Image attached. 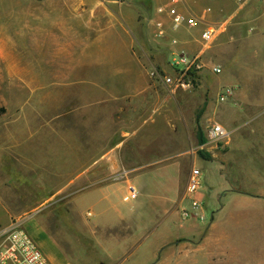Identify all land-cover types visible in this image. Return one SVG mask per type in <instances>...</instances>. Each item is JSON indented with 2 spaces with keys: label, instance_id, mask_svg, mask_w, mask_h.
Wrapping results in <instances>:
<instances>
[{
  "label": "crops",
  "instance_id": "0c3cea01",
  "mask_svg": "<svg viewBox=\"0 0 264 264\" xmlns=\"http://www.w3.org/2000/svg\"><path fill=\"white\" fill-rule=\"evenodd\" d=\"M190 7L197 15L211 9L193 33L195 42L191 34L172 37L177 49L203 52L206 69L199 78L210 97L203 115V91L189 96L149 85L148 65L169 72L172 37H150L151 51L139 55V6L118 10L125 29L131 27L129 37L96 36L93 51L86 35L72 40L71 19L63 29L69 48L58 51L55 7L32 26L22 10L6 17L15 21L9 25L30 30L12 33L0 25V229L24 214V198L37 186L32 181L45 188L60 180L62 188L30 211L41 212L62 192L86 242L69 244L71 263L49 252L51 264H264V0H194ZM206 26L218 36L202 51L196 39ZM209 74L216 76L213 83ZM223 87L234 92L219 104ZM207 117L229 132L220 150L207 141L199 145ZM194 144L190 169L206 162L222 179L216 189L201 190L213 205L204 225L183 217L190 171L182 176L181 161L172 163ZM169 168L179 175L177 185L167 177ZM128 185L155 193L136 188L137 200L124 202ZM163 186L157 197L155 189Z\"/></svg>",
  "mask_w": 264,
  "mask_h": 264
},
{
  "label": "rangeland",
  "instance_id": "374dc122",
  "mask_svg": "<svg viewBox=\"0 0 264 264\" xmlns=\"http://www.w3.org/2000/svg\"><path fill=\"white\" fill-rule=\"evenodd\" d=\"M162 4L164 3L162 2L158 5H154L150 0H0V25L3 26L2 29L4 31L7 30L8 32L10 31L12 33H26L30 30L29 28H26L23 25L22 27H14L13 25H9L7 22L15 21L8 20L6 19V17L15 15L16 10H18L17 13L19 14V10H22L24 20L29 21L27 25L32 26V21L47 20V16L49 14H53V12H51L52 7H55V25L57 26L56 42L57 45L60 46L58 47L60 48V50L58 51H63L64 49L69 48L68 44L66 45L64 43L65 39L67 38H64L63 36L64 26H69L70 24L69 22H67L69 21V19H71L72 21L70 26H72L73 31L74 29L76 30L75 36L72 35V40L74 41V39H77L75 38L76 36L84 37V35H86L88 45L93 51V47L91 46L92 44L90 43L95 39L96 36L102 35L105 40H111L113 37H117L119 39L118 41L121 42L122 40L120 39V37H129V31H131V27L127 26V29H125V25L123 23L127 22V19L122 14L120 15L118 10L120 7H122L124 11L126 10L128 12L129 9H133L136 6H139L141 10L137 13L136 19L138 21L137 38L139 39V41H141V46L139 47L140 49H137V51H135L139 55H141L143 51H151V44L149 43V40L151 39L150 37L152 28L150 27V24L147 23V21L153 17L154 9ZM42 15H44L45 17L42 18ZM64 21H66V24H64ZM19 36L21 37L22 35ZM102 46L104 48V51H108L106 49V46L108 45L103 44ZM113 48L116 51L118 46L115 45L113 46ZM149 67L150 66L148 65L146 68V73L148 72ZM207 78H209L208 81H211L213 83V81H215L216 79V76L209 74V77ZM148 82L150 85L151 81H149V79ZM202 82V78H199V82L197 83L195 88L192 91L186 92V94L190 96L198 94L199 91H203L201 94L203 98L199 94V97L205 100V108L201 113L203 115L205 114L204 112L207 111V105L210 97L207 86L204 87V82L203 84ZM158 88H160L158 92L159 97H165L167 93L163 89H161V87ZM58 95L60 96V101H62L63 93H58ZM194 119L195 118H193L192 120L194 121ZM204 119L201 125L206 143L207 127L209 126V124L213 123V121H211L210 117H207L205 120ZM188 127H190V125L185 124V128L187 130L189 129ZM216 147L218 150H220L221 148L220 145H216ZM191 151L195 152V144L194 149H190L188 153L183 154L181 157H178L175 161L172 162L173 164L179 165V161H181L182 176L184 175V173L182 172H184L186 168L187 171H190L189 161L192 156H195L192 155ZM197 167L199 169L201 168L202 170V190H205V194L207 192L206 189H216L217 184L222 179L220 180L215 166L206 162H199ZM167 177L169 178V181L173 180V183L175 185L178 184L179 175L177 172H174L172 168H169ZM181 179L182 181H184V178ZM32 182L33 185L37 186H34L33 189L30 190V192H32L31 197L25 196L23 205L24 214H22L17 221L32 238L43 255L46 256V258L47 254L50 252L54 257L58 256L60 259L66 260L71 263V255L73 254H70V252H68L71 249V246L69 244L76 245L86 241H82V237L78 230V227H75L73 225V223H77L78 221L70 218L72 217L70 215V212H73L71 203H68V200L60 199V197H63L64 194L62 192L59 193L58 197L55 200H52L54 202L47 205L46 208L41 212L30 211L33 208L37 207V202H40L41 200L46 198L47 195L57 193L62 188L63 183L60 180H54V185L52 182H50V184L44 188L42 184H37V182L34 181ZM136 188H138V190H143L146 194L149 193L151 196L155 193L154 189L148 191L145 186H138ZM163 189L164 186L161 189H155L157 197L164 194L165 191L163 192ZM209 200H212L211 196L208 199L206 198L205 200L203 210L205 221L200 223L201 225L210 222L213 205ZM47 242L49 244H46ZM75 253L77 256L80 254L79 252Z\"/></svg>",
  "mask_w": 264,
  "mask_h": 264
},
{
  "label": "built area",
  "instance_id": "2783aa9c",
  "mask_svg": "<svg viewBox=\"0 0 264 264\" xmlns=\"http://www.w3.org/2000/svg\"><path fill=\"white\" fill-rule=\"evenodd\" d=\"M194 0H169L154 9L153 17L147 21L152 28L151 38L161 41L174 35L185 33L193 36L195 42V30L202 26L206 16L211 13L210 8H205L200 15L190 7ZM238 2V0H237ZM218 30L214 26H206L199 31L197 41L202 51L210 49L218 36ZM169 39V38H168ZM172 49L169 52L168 69L166 73L154 66H150L147 77L151 84L160 85L171 93L192 91L197 83L201 72L206 69L201 61L203 52L189 54L184 50L177 49L179 41L172 37L169 39ZM211 73L219 75V67H211ZM232 87H223L217 95L219 104L226 103L233 96ZM229 132L221 125L213 122L206 131V140L214 145L224 144ZM202 173L197 167H192L185 185L184 199L188 202V208L182 210L184 218L192 215L198 221L204 222V198L201 197ZM137 189L128 185L124 202L135 201L138 198ZM0 264H50L40 251L38 246L22 228L18 221H12L8 227L0 229Z\"/></svg>",
  "mask_w": 264,
  "mask_h": 264
},
{
  "label": "trees",
  "instance_id": "16d2710c",
  "mask_svg": "<svg viewBox=\"0 0 264 264\" xmlns=\"http://www.w3.org/2000/svg\"><path fill=\"white\" fill-rule=\"evenodd\" d=\"M204 144H205V139H204L202 132H200V134H199V145L203 146ZM198 156L204 160L207 158L206 154L203 151H199Z\"/></svg>",
  "mask_w": 264,
  "mask_h": 264
}]
</instances>
